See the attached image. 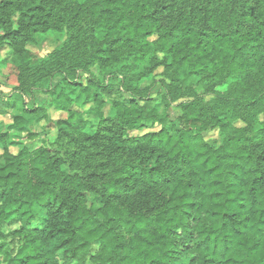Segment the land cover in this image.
Returning a JSON list of instances; mask_svg holds the SVG:
<instances>
[{
	"label": "trees",
	"instance_id": "16d2710c",
	"mask_svg": "<svg viewBox=\"0 0 264 264\" xmlns=\"http://www.w3.org/2000/svg\"><path fill=\"white\" fill-rule=\"evenodd\" d=\"M66 29L61 46L33 60L37 34ZM0 33L19 89L60 71L48 105L69 113L54 120L61 148L15 152L11 130L50 119V107L14 113L0 96L13 121L0 124V224H19L0 231V256L14 245L8 264H264V0H0ZM95 65H121L123 79L76 81ZM160 66L165 109L190 97L171 128L131 83ZM122 90L129 103L116 99ZM81 97L99 113L93 133L73 107ZM150 121L163 127L132 134ZM209 123L224 135L219 146L205 138Z\"/></svg>",
	"mask_w": 264,
	"mask_h": 264
},
{
	"label": "rangeland",
	"instance_id": "374dc122",
	"mask_svg": "<svg viewBox=\"0 0 264 264\" xmlns=\"http://www.w3.org/2000/svg\"><path fill=\"white\" fill-rule=\"evenodd\" d=\"M168 22L170 20L168 19ZM84 27L88 26V19L86 18L83 22ZM1 34V33H0ZM68 37V30L65 32H54L50 31L45 34H37V43L29 45V49L33 53V60L37 61L42 57H46L53 52L57 47L61 46ZM121 65L116 68H104L99 65L92 66L90 73L79 71L76 78L77 82L82 85L89 84V77L95 78L97 83L101 85H109L118 82V79H123V75L120 73ZM164 67L160 66L154 70V72L141 79L139 82L131 81L132 85L137 86L140 90L146 92L147 98H150V108L156 107L160 113H166V124L165 127L171 128L172 125L178 124V116L182 114L180 109V103L188 100L189 96H184L177 101H171L170 107L165 109V103L163 102V96L167 92L166 85L163 76ZM19 69L11 61V52L8 46H0V96L7 100L8 110L10 112H20L21 106L30 105H48L52 98V90L58 85L62 87L64 81H62L63 73L58 71L51 74L50 84L46 83L41 87H34L31 91H22L19 89ZM190 83L197 89L198 94H204L201 84L197 78H192ZM67 88V87H66ZM227 85L218 87V90L224 91ZM80 88H78L79 92ZM90 91L94 93L95 87H91ZM77 94V93H76ZM74 94V96H76ZM116 99L124 100L129 103L132 100V94L126 90H122L116 96ZM207 100L211 96H206ZM50 107V119L44 120L38 123L36 120L23 126L19 130H11L8 144L12 151H18L23 146L29 145L32 148L38 146H49L53 148H61L63 143L57 141L58 128L56 127L54 120L66 119L69 116L67 111L56 110L53 106ZM74 109L82 113L87 125L85 131L93 133L100 121L98 111L95 109V103L93 99L87 100L85 97L77 98ZM149 110V109H148ZM103 112L106 117H113L116 114V110L113 108V101L107 100L106 105L103 107ZM10 115H0V124L4 130H8V126L12 123ZM237 125L242 127L245 123L240 120ZM163 127L161 123L148 122L147 126L141 130H135L132 132L133 135H138L148 131H157ZM29 134H32L30 137ZM205 138L215 142L217 146L223 143L224 135L220 132L219 128L215 127L213 123L207 124L206 130L204 131ZM64 147L68 150V145L64 144ZM64 148V149H65ZM77 148V147H72ZM4 151V145L0 144V161H3L2 154ZM95 201V194L89 195V202ZM35 227L42 226V220L38 219L33 223ZM19 227L18 223L4 222L0 224V231L10 233L14 229ZM11 239V238H10ZM6 253L0 256V264H8V260L13 254L14 245L10 241L6 243Z\"/></svg>",
	"mask_w": 264,
	"mask_h": 264
}]
</instances>
